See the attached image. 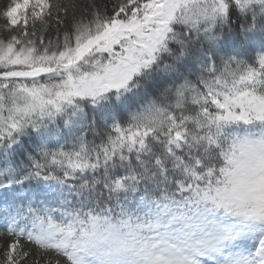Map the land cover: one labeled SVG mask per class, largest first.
<instances>
[{
  "label": "snow or ice",
  "instance_id": "1",
  "mask_svg": "<svg viewBox=\"0 0 264 264\" xmlns=\"http://www.w3.org/2000/svg\"><path fill=\"white\" fill-rule=\"evenodd\" d=\"M0 264H264V0H0Z\"/></svg>",
  "mask_w": 264,
  "mask_h": 264
}]
</instances>
